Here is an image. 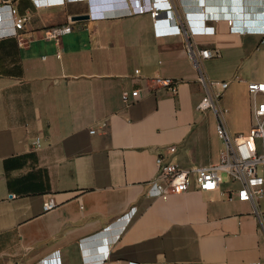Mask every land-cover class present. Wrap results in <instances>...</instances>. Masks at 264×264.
<instances>
[{"label": "crops", "instance_id": "crops-1", "mask_svg": "<svg viewBox=\"0 0 264 264\" xmlns=\"http://www.w3.org/2000/svg\"><path fill=\"white\" fill-rule=\"evenodd\" d=\"M167 1L170 24L183 20L190 42L219 55L197 67L180 33L155 35L128 0H0V264H264V195L256 217L250 201L227 199L238 183L225 174L215 190L193 179L166 197L153 183L160 154L184 168L218 161L216 114L197 107L200 74L228 82L218 101L226 126L248 131L264 33H234L225 18L250 28L264 19L253 1L204 0L216 21L200 19L199 0ZM11 5L29 16L23 44ZM68 21L59 43L42 38ZM155 75L178 80L176 91L156 89ZM134 88L140 96L124 104ZM48 197L56 206L44 211Z\"/></svg>", "mask_w": 264, "mask_h": 264}, {"label": "built area", "instance_id": "built-area-1", "mask_svg": "<svg viewBox=\"0 0 264 264\" xmlns=\"http://www.w3.org/2000/svg\"><path fill=\"white\" fill-rule=\"evenodd\" d=\"M117 1V0H112ZM198 16L202 21H216L218 14H210L207 12L204 0H199ZM253 1L258 10L256 14H261L264 19V0H240ZM46 4L47 0H36L35 4ZM127 12L131 14L147 13L154 23V33L157 36L171 35L180 33L185 40L184 51L189 59L198 67L201 58H210L219 55L216 48H197L188 37L189 28L183 20H179L176 25L170 24V11L172 4L167 0H143L139 4L135 0H128ZM10 14L13 20L15 32L20 44L24 41L18 32L21 30L29 16L21 15L16 8L10 6ZM225 23L230 31L234 33H264V26L260 28L244 27L236 24L234 15L225 18ZM18 30V31H17ZM72 30L71 21L62 24H54L43 29L42 38L53 40L59 43L61 38L70 33ZM139 69L134 70V74H138ZM202 83L205 94L198 103V108L201 110L211 109L217 117L216 134L222 142V147L219 150L218 161L207 166H198L195 168H184L179 164L165 161L163 155L156 157L157 174L154 177L153 183L156 186L159 195L166 197L171 193H181L188 190L192 180L194 179L197 187L201 191L215 190L222 180V174H225L232 182L238 183L235 196L227 195L228 200L234 197L238 200L250 201L254 207V214L259 217L257 203L264 195V82L251 81L247 83V89L252 97L253 109L251 116V125L248 131L244 134L232 135L224 119L223 110L218 106V101L221 93L226 89L228 82L211 80L205 78L202 74L199 77ZM151 81L156 89H168L171 92L176 91L178 80L168 77L155 75ZM257 94L262 95L260 101H255ZM140 96V90L134 88L131 91L123 90L121 92V100L124 104H128L132 100ZM91 133L94 129L90 130ZM33 145L38 147L40 140L36 137ZM176 147L170 145L167 147L169 153L174 152ZM56 206V202L52 197H48L42 202V210L47 211Z\"/></svg>", "mask_w": 264, "mask_h": 264}, {"label": "water", "instance_id": "water-1", "mask_svg": "<svg viewBox=\"0 0 264 264\" xmlns=\"http://www.w3.org/2000/svg\"><path fill=\"white\" fill-rule=\"evenodd\" d=\"M86 18V16H74L72 19L78 20V19H83Z\"/></svg>", "mask_w": 264, "mask_h": 264}, {"label": "rangeland", "instance_id": "rangeland-1", "mask_svg": "<svg viewBox=\"0 0 264 264\" xmlns=\"http://www.w3.org/2000/svg\"><path fill=\"white\" fill-rule=\"evenodd\" d=\"M232 134V133H231ZM233 135V134H232ZM222 144V143H221Z\"/></svg>", "mask_w": 264, "mask_h": 264}]
</instances>
